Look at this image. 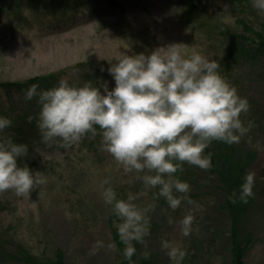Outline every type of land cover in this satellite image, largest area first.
<instances>
[{"label":"rangeland","instance_id":"rangeland-1","mask_svg":"<svg viewBox=\"0 0 264 264\" xmlns=\"http://www.w3.org/2000/svg\"><path fill=\"white\" fill-rule=\"evenodd\" d=\"M247 26L264 34V12L253 7V0H123L118 6L102 0H87L84 5L71 0H0V83L45 77L47 82L38 88L42 91L65 78L72 86L91 81L103 93L105 83L109 91L114 89L108 69L123 54L148 55L172 44L187 46L181 49L185 56L198 53L218 63L219 74L250 105L241 119L253 127L237 144L253 154L247 173L255 174V202L246 230L254 243L244 262L264 264V61H241L230 70L224 66L228 41L247 34ZM28 89L0 88V117L12 121L28 109L35 119L38 115L33 112L40 105L38 97L25 99ZM41 141L40 136L25 138L32 157L27 164L18 163L43 173L45 184L30 201L13 192L0 194V251L17 256L25 249L53 259L59 249L66 264H120L125 247L117 248L111 233L116 221L113 209L102 196L105 188L112 187L117 199L127 200L132 194L141 208L155 205L148 213L149 235L144 244L138 243L133 264H172L162 241L186 251L182 264H230L229 219L219 209L222 193L214 176L194 166L185 181L194 203L185 201L172 210L158 196V187L143 183L141 177L152 173L126 172L102 149L100 135L86 136L67 149ZM105 180L109 183L103 184ZM189 213L194 222L185 237L179 221ZM97 241L104 247L93 253ZM145 251L150 253L148 259L143 257ZM0 264L24 262L0 260Z\"/></svg>","mask_w":264,"mask_h":264},{"label":"clouds","instance_id":"clouds-1","mask_svg":"<svg viewBox=\"0 0 264 264\" xmlns=\"http://www.w3.org/2000/svg\"><path fill=\"white\" fill-rule=\"evenodd\" d=\"M253 7L264 12V0H253ZM184 47L187 46L172 44L148 55L123 54L108 69L115 81L114 89L109 91L105 83L103 93L91 81L77 87L65 78L48 90L38 91L39 85H31L25 99L38 97L37 127L41 142L67 149L86 136L100 135L102 149L126 172L152 173L141 177L143 183L158 187V196L172 210L185 201L193 204L188 195L190 185L174 175L183 171L184 163L211 170V153L206 154L205 150L212 142L239 144L253 124L249 121L245 125L241 119L250 111L249 102L219 74L220 65L198 53L185 56L181 51ZM32 120L29 116L28 121ZM11 125L10 119L0 117V133ZM27 153V145L16 144L0 135V194L13 192L30 201L31 194L45 184L43 173L19 165V159ZM254 178L255 174L249 172L241 186L239 200L243 203L254 195ZM102 196L119 220L114 224L125 245L124 256L131 260L136 253L132 242L144 244L149 235L148 213L155 205L141 208L132 194L127 200L117 199L112 187L105 188ZM235 196L234 192L229 197L232 203L236 202ZM193 222L191 213L179 221L185 237L190 235ZM103 247L97 241L93 253ZM114 247L108 245L110 250ZM162 248L167 250L172 264H182L187 255L185 250L168 241H162ZM149 256V252L143 253L145 259Z\"/></svg>","mask_w":264,"mask_h":264},{"label":"trees","instance_id":"trees-1","mask_svg":"<svg viewBox=\"0 0 264 264\" xmlns=\"http://www.w3.org/2000/svg\"><path fill=\"white\" fill-rule=\"evenodd\" d=\"M48 1L52 2V0ZM86 1L87 0H71V2H79V4L82 5H84ZM102 1H105L111 6H118L119 4H122L123 0ZM245 28V31L248 32L247 34H237L232 40L228 41L224 58V66L226 70H230L234 64L240 63L241 61H247L252 64L259 62L260 60L264 61V34L248 26ZM46 82L47 81L45 77H37L28 79L22 83H0V88L23 90L24 88H30L33 84L43 86ZM39 113L40 109H35L33 114H37L38 116L29 122L28 117L31 116L30 111L28 109L27 112L22 111L12 120L11 127L4 130L7 132V137L11 138L16 144H24L23 140L29 136L41 137L37 127ZM97 129H99L98 126ZM205 153H211L212 163L211 170L205 172L209 173L211 176H214L216 182L219 184L222 193L219 209H221L224 213L223 215L229 219V236L227 239V246L231 254L230 264H245L244 258L254 243V241H252V235L246 230L249 222V214L253 208L255 198L249 197L248 202L243 203L239 200V196L241 194V186L245 182V177L248 174V167L252 162L253 154L237 144L228 145L219 141L212 142L209 148L205 150ZM30 154L31 150L28 148L27 155L21 157L19 160L27 164V158L29 159ZM182 167L183 171H178L174 176L181 182H185L189 176L193 174L194 166L184 163ZM234 192L236 193V202L232 203L229 197ZM112 216L115 217V220L118 223L119 220L114 215L113 211ZM112 228L113 229L111 233L113 235V239L116 242L118 250L122 251L125 245L120 240L117 228L115 226ZM132 244L136 248L135 255H133L131 260H128L124 257L120 264H133L135 262L139 246L138 242L136 241H133ZM0 260L3 263H7L8 260H14L18 262L22 261L24 264H66L64 261L63 252L59 249L56 250L55 258L53 259L47 257H36L25 249H21L17 256L5 252V250H1Z\"/></svg>","mask_w":264,"mask_h":264}]
</instances>
